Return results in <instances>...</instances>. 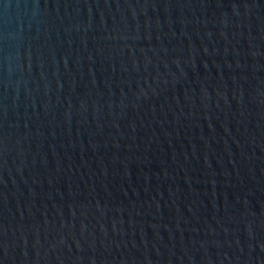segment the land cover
<instances>
[{"label": "water", "instance_id": "water-1", "mask_svg": "<svg viewBox=\"0 0 264 264\" xmlns=\"http://www.w3.org/2000/svg\"><path fill=\"white\" fill-rule=\"evenodd\" d=\"M0 264H264V0H0Z\"/></svg>", "mask_w": 264, "mask_h": 264}]
</instances>
